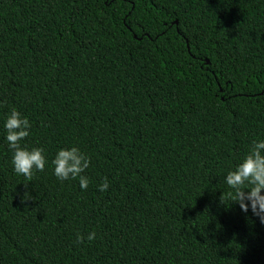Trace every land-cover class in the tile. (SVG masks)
<instances>
[{
	"label": "trees",
	"instance_id": "obj_1",
	"mask_svg": "<svg viewBox=\"0 0 264 264\" xmlns=\"http://www.w3.org/2000/svg\"><path fill=\"white\" fill-rule=\"evenodd\" d=\"M13 106L22 147L90 157L86 190L13 173ZM257 139L264 0H0V264H264L223 180Z\"/></svg>",
	"mask_w": 264,
	"mask_h": 264
},
{
	"label": "clouds",
	"instance_id": "obj_2",
	"mask_svg": "<svg viewBox=\"0 0 264 264\" xmlns=\"http://www.w3.org/2000/svg\"><path fill=\"white\" fill-rule=\"evenodd\" d=\"M31 124L28 118L14 106L10 108L3 120L4 141L11 152L12 171L16 175L31 180L36 172H43L51 166L52 174L57 180H77L82 191L89 187V178L85 171L90 167L91 159L77 146L58 148L49 161L43 147H22L21 142L29 136ZM231 190L232 202L239 206L243 213H251L264 225V139L253 140L248 151L223 178ZM108 178L97 185L101 193L109 188ZM27 187V184H25ZM31 199L26 192L22 202ZM222 202V201H221ZM94 230L86 235L76 233L75 243L93 241Z\"/></svg>",
	"mask_w": 264,
	"mask_h": 264
}]
</instances>
